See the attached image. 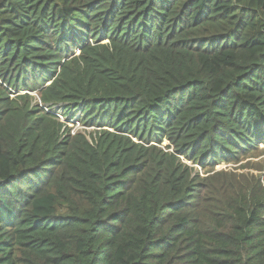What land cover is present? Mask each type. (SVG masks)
<instances>
[{
  "label": "trees",
  "instance_id": "obj_1",
  "mask_svg": "<svg viewBox=\"0 0 264 264\" xmlns=\"http://www.w3.org/2000/svg\"><path fill=\"white\" fill-rule=\"evenodd\" d=\"M260 144L264 0H0V264H264Z\"/></svg>",
  "mask_w": 264,
  "mask_h": 264
},
{
  "label": "rangeland",
  "instance_id": "obj_2",
  "mask_svg": "<svg viewBox=\"0 0 264 264\" xmlns=\"http://www.w3.org/2000/svg\"><path fill=\"white\" fill-rule=\"evenodd\" d=\"M58 112L57 110L55 111ZM75 113L70 115L59 114L58 120L65 124L66 129L70 130V134L75 133L83 134L90 142L93 140V129L86 127L80 121V118H75ZM167 144L165 141L162 145ZM250 154V153H249ZM189 167L193 168L194 173H197L200 178L204 177V173L197 166L191 165L186 162ZM216 170L232 171L237 174L252 175L256 177H262L264 174V145L260 144L257 150H254L250 155L242 158L237 163H221L216 167Z\"/></svg>",
  "mask_w": 264,
  "mask_h": 264
},
{
  "label": "built area",
  "instance_id": "obj_3",
  "mask_svg": "<svg viewBox=\"0 0 264 264\" xmlns=\"http://www.w3.org/2000/svg\"><path fill=\"white\" fill-rule=\"evenodd\" d=\"M45 110H46V109H45ZM59 114H62V115L64 114L63 109H59L58 112L56 113V116H57L58 118H60V117H59Z\"/></svg>",
  "mask_w": 264,
  "mask_h": 264
}]
</instances>
